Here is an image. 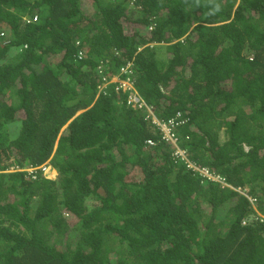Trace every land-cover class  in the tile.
<instances>
[{
  "label": "trees",
  "instance_id": "obj_1",
  "mask_svg": "<svg viewBox=\"0 0 264 264\" xmlns=\"http://www.w3.org/2000/svg\"><path fill=\"white\" fill-rule=\"evenodd\" d=\"M257 212L264 0H0V264H264Z\"/></svg>",
  "mask_w": 264,
  "mask_h": 264
},
{
  "label": "built area",
  "instance_id": "obj_2",
  "mask_svg": "<svg viewBox=\"0 0 264 264\" xmlns=\"http://www.w3.org/2000/svg\"><path fill=\"white\" fill-rule=\"evenodd\" d=\"M116 80H118V86L122 87V89L127 93V100L130 103L131 107L135 109L140 108L146 110L147 114H149V116L153 118L154 113H152L150 106L142 99L138 91L135 89L133 81L129 77L116 78ZM163 138L164 140L171 143L170 158L172 159V161H179L184 164L185 168L189 170L192 175L198 176L201 181H212L218 183L221 187L231 188L244 195L251 205L254 204L255 198L247 192V187L240 185L234 186L223 174L209 168L207 165L198 164L195 160L191 159L186 149L179 145V143L177 142V136L171 130L165 131V135ZM147 142L149 144L153 143L151 139H147ZM36 168V166L27 167L29 172L34 171ZM40 168L45 171L48 169L47 167H45V162L40 164ZM253 207L255 206L253 205ZM256 216L260 218V220L264 219V216L258 212L256 215H252L250 219H254L256 218ZM242 222L244 223L245 220H243Z\"/></svg>",
  "mask_w": 264,
  "mask_h": 264
},
{
  "label": "clouds",
  "instance_id": "obj_3",
  "mask_svg": "<svg viewBox=\"0 0 264 264\" xmlns=\"http://www.w3.org/2000/svg\"><path fill=\"white\" fill-rule=\"evenodd\" d=\"M115 80H116V77H114ZM113 79V78H112ZM111 79V80H112ZM113 80V81H115ZM134 84V82H133ZM134 87L135 89L138 91V89L136 88L135 84H134ZM138 93L140 94V92L138 91ZM141 96V94H140ZM135 109V108H134ZM145 112V111H144ZM178 114V113H177ZM147 115V114H146ZM146 121L149 122V124L152 126V128L154 129V131L157 132L158 134V139H161V140H164V135H165V131H169L171 130L173 133L175 131V127L178 126V125H181L182 122H185V118H180L178 120H175L173 119L171 116L169 117H162V116H159V115H156L154 114V117L151 118L149 116H146ZM163 131H162V129ZM178 138V137H177ZM153 141L152 144H149L146 140V144H149V145H154L155 142L153 139H151ZM170 156V154H169ZM172 160V159H171ZM44 163V162H43ZM45 167H47L48 169L46 171H49L52 169V165L49 163L48 160L45 161ZM56 170V169H55ZM47 177V176H46ZM246 187V186H245ZM248 218V217H247Z\"/></svg>",
  "mask_w": 264,
  "mask_h": 264
},
{
  "label": "rangeland",
  "instance_id": "obj_4",
  "mask_svg": "<svg viewBox=\"0 0 264 264\" xmlns=\"http://www.w3.org/2000/svg\"><path fill=\"white\" fill-rule=\"evenodd\" d=\"M112 80H115V78H113ZM141 110H143V109H141ZM143 111H145V110H143ZM219 131H220L219 132L220 138L222 139L223 138L222 129H220ZM56 175H57V172H56L55 168H53V167L51 170L45 171V176H47V177L54 178V177H56ZM222 214H223V212H222ZM251 217H252V214L248 216V219H250Z\"/></svg>",
  "mask_w": 264,
  "mask_h": 264
},
{
  "label": "bare ground",
  "instance_id": "obj_5",
  "mask_svg": "<svg viewBox=\"0 0 264 264\" xmlns=\"http://www.w3.org/2000/svg\"><path fill=\"white\" fill-rule=\"evenodd\" d=\"M36 167H37L36 169H39L40 168V164L39 165H36ZM19 170L25 171V172H29L28 169H27V167H22Z\"/></svg>",
  "mask_w": 264,
  "mask_h": 264
}]
</instances>
